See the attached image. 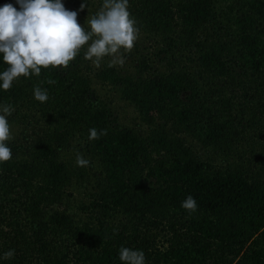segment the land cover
<instances>
[{"label":"trees","instance_id":"1","mask_svg":"<svg viewBox=\"0 0 264 264\" xmlns=\"http://www.w3.org/2000/svg\"><path fill=\"white\" fill-rule=\"evenodd\" d=\"M87 3L97 12L102 0ZM129 4L143 35L129 66L94 69L81 52L0 91L15 109L10 124L37 113L50 128L11 139L0 163V264H121V246L146 264H264V0ZM96 84L120 94L138 128ZM35 86L48 101L34 99ZM90 128L107 134L89 140ZM77 138L99 167L90 201L76 207L82 219L60 209L90 180L61 157ZM189 195L194 212L181 206Z\"/></svg>","mask_w":264,"mask_h":264},{"label":"clouds","instance_id":"2","mask_svg":"<svg viewBox=\"0 0 264 264\" xmlns=\"http://www.w3.org/2000/svg\"><path fill=\"white\" fill-rule=\"evenodd\" d=\"M85 7L88 8L87 0H83L79 10L67 9L63 0H14L0 5V65L4 66L0 68V91L11 89L21 77L40 76L42 68L65 69L81 52L96 66L108 56L113 58L109 66H122L123 52L134 47L140 32L129 0H102L99 10L88 15L81 25L78 15ZM33 95L41 103L49 99L48 90L40 86L34 87ZM14 111L12 105L0 103V163L13 155L8 117ZM106 134L104 129L90 128L88 139L96 140ZM76 163L87 167L90 161L78 154ZM181 206L194 212L197 202L189 195ZM14 254L15 250L9 249L2 258H12ZM118 259L121 264H146L142 250L127 246H121Z\"/></svg>","mask_w":264,"mask_h":264},{"label":"rangeland","instance_id":"3","mask_svg":"<svg viewBox=\"0 0 264 264\" xmlns=\"http://www.w3.org/2000/svg\"><path fill=\"white\" fill-rule=\"evenodd\" d=\"M65 7L69 10H79L80 5H77L73 7L71 4H68L67 2L64 3ZM94 10L92 8H88L87 10L79 11L78 15V22L81 25H84L87 16H91L94 14ZM143 35L139 34V38L136 41H140L142 39ZM134 47L128 51L133 52ZM123 52V50H122ZM128 52H123V55H127ZM113 58L111 56L105 57L102 62L107 61L108 63H112ZM100 63V64H101ZM90 65L92 68H96L98 66L94 65L92 62H90ZM100 66V65H99ZM115 66L119 68H124V66H129L128 61L125 59V63L121 66L119 63H116ZM94 90L96 96H98L101 100L108 103L109 107L113 110H115V114L121 119V123L124 125H127L129 127H136L138 128V122L136 118V113L134 112L133 108L128 106L126 102L121 100L120 94L111 88H103L99 84L94 85ZM11 126V133H12V139H17L18 141L26 140L28 138H32L35 136L40 135L46 130H49L50 128L43 123V121L40 120V116L37 113H33L32 115H28L27 119L19 120V122H13L10 124ZM52 130V127H51ZM25 140V141H26ZM83 147H84V141H80L77 139H71L68 143V148L61 152L62 160L70 162L73 166H77L76 163V156L78 154L83 155ZM84 158L90 160L89 157ZM92 163V161H90ZM89 164L87 167H83L85 169L89 170L90 180L88 184H84L83 186H78L77 184H73L69 189L68 192L71 194L66 198L65 204L60 208L61 210H68L70 214H72L76 219H82L83 216L79 213V211L76 209V207L81 203H88L90 201V197L88 196L89 193L93 192V184L95 182V176L98 175L99 167L94 163ZM93 190V191H92Z\"/></svg>","mask_w":264,"mask_h":264}]
</instances>
